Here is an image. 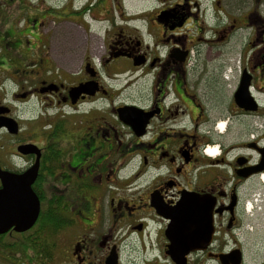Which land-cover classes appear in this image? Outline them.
Here are the masks:
<instances>
[{
	"label": "flooded vegetation",
	"instance_id": "flooded-vegetation-1",
	"mask_svg": "<svg viewBox=\"0 0 264 264\" xmlns=\"http://www.w3.org/2000/svg\"><path fill=\"white\" fill-rule=\"evenodd\" d=\"M147 1L15 14L25 65L0 67V170L19 183L7 264H264V0ZM64 23L102 30L76 73L47 58ZM241 30L237 65L217 53L208 67L205 49Z\"/></svg>",
	"mask_w": 264,
	"mask_h": 264
},
{
	"label": "rangeland",
	"instance_id": "rangeland-1",
	"mask_svg": "<svg viewBox=\"0 0 264 264\" xmlns=\"http://www.w3.org/2000/svg\"><path fill=\"white\" fill-rule=\"evenodd\" d=\"M61 0H46L49 4L53 3H59ZM208 0H203V3H205ZM37 0H27V4L29 6H35ZM78 3H82V0H77ZM256 4L255 0H248L247 4L251 3ZM147 0H124V8L126 11L129 10V12L137 11L139 9H143L147 5ZM245 3V0H239L238 4L243 5ZM123 5V4H122ZM201 8H204L201 7ZM131 10V11H130ZM236 9H230L229 11H234ZM259 18L261 17L263 19L264 14L258 15ZM220 17V16H219ZM218 18V15H217ZM221 21L225 20L221 16ZM18 29H21L19 24L17 25ZM59 26V27H57ZM16 31H18L16 26H13ZM99 27L98 24H91L89 27V32L85 33L80 27L70 24V23H64L62 25H53L50 24L48 29L50 30L49 34L52 33V37L50 40V46H48V52L47 58L51 61L53 68L56 71H62V70H70V73H76L78 72L81 62H82V55L84 54L85 48H87L89 55L92 59L96 60V50L99 48V45L101 44V36H102V30H97ZM188 27V26H187ZM13 30V33L17 36V32ZM47 31V29H46ZM18 42H21L19 40ZM242 42V44H241ZM246 44V35L245 31L241 30L239 31L237 38L235 39V43H229L228 45H225L221 47L219 50H210L207 51L205 49V53L207 54V60L206 64L208 67L217 64L216 58L217 56L221 57V61L223 64L231 63L233 65H237L239 61V55L242 53V46L244 47ZM72 45V47H71ZM218 45H221V42H218ZM91 48V52H90ZM93 48V49H92ZM70 52L66 55H62L63 51ZM195 51V50H194ZM195 52H190V59L191 64H193L194 54ZM218 53V54H217ZM217 54V56L214 58V56ZM203 62H201L199 65H202ZM221 85L228 91L229 83L224 82ZM2 94V93H1ZM6 138L2 133H0V144H4L7 141ZM7 251L5 252V255H0V264H7Z\"/></svg>",
	"mask_w": 264,
	"mask_h": 264
},
{
	"label": "trees",
	"instance_id": "trees-1",
	"mask_svg": "<svg viewBox=\"0 0 264 264\" xmlns=\"http://www.w3.org/2000/svg\"><path fill=\"white\" fill-rule=\"evenodd\" d=\"M26 2L27 0H0V47L4 50V54L0 56V59L4 60V64L0 61V67L6 66L9 69L16 70L22 69L25 65L22 51H13L14 47L10 45H13L11 42V35L14 34L13 30L16 31L13 26H16L18 29V23H14V16L19 8L22 10V6L26 4ZM20 31L22 30L18 29V31H16L18 35L13 42L22 40ZM7 249L8 245L6 241L0 240V255H5Z\"/></svg>",
	"mask_w": 264,
	"mask_h": 264
},
{
	"label": "water",
	"instance_id": "water-1",
	"mask_svg": "<svg viewBox=\"0 0 264 264\" xmlns=\"http://www.w3.org/2000/svg\"><path fill=\"white\" fill-rule=\"evenodd\" d=\"M11 178L12 175L0 170V181L2 185V188H0V234L8 230L13 217L16 218L18 215L16 210L13 212L12 202L14 198L12 197L10 187L12 185H18L19 183H11ZM171 250L174 254H177L180 253L181 248L174 247Z\"/></svg>",
	"mask_w": 264,
	"mask_h": 264
},
{
	"label": "bare ground",
	"instance_id": "bare-ground-1",
	"mask_svg": "<svg viewBox=\"0 0 264 264\" xmlns=\"http://www.w3.org/2000/svg\"><path fill=\"white\" fill-rule=\"evenodd\" d=\"M211 154H213V152H211Z\"/></svg>",
	"mask_w": 264,
	"mask_h": 264
}]
</instances>
